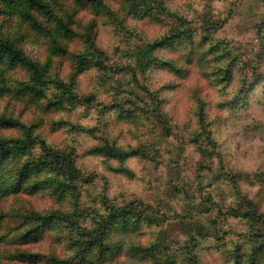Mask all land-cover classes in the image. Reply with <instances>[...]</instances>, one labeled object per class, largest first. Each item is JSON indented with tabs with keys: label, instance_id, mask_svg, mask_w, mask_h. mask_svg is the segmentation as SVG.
Masks as SVG:
<instances>
[{
	"label": "rangeland",
	"instance_id": "374dc122",
	"mask_svg": "<svg viewBox=\"0 0 264 264\" xmlns=\"http://www.w3.org/2000/svg\"><path fill=\"white\" fill-rule=\"evenodd\" d=\"M42 1L46 10L30 12L46 31L24 20L19 5L0 1V37L13 40L41 78L21 64H0V117L18 122L0 125V137L24 139L30 127L52 149L72 154L79 178L62 194L50 185L28 193L11 191L4 174L0 264L77 263L81 239L69 222L36 242L11 239L31 214L66 215L89 229L116 208L128 210L130 231L118 229L110 236L118 248L90 253L86 264H187L190 253L201 264H249L251 248L264 244L251 235L264 233V223L250 216L253 205L264 214V0ZM57 18L69 35L56 31ZM175 28L185 35L151 58L176 70L141 71L139 50ZM105 144L146 155L120 161L91 151ZM40 156L33 144L5 169ZM151 245L158 254L147 259L131 250ZM17 250L39 260L11 259Z\"/></svg>",
	"mask_w": 264,
	"mask_h": 264
},
{
	"label": "trees",
	"instance_id": "16d2710c",
	"mask_svg": "<svg viewBox=\"0 0 264 264\" xmlns=\"http://www.w3.org/2000/svg\"><path fill=\"white\" fill-rule=\"evenodd\" d=\"M0 1L9 6L19 5L20 15L24 20L31 22V26L37 30H47V28L41 25L30 12L31 9L46 10L47 6L42 0H21L22 2L18 0ZM76 1L81 2L83 0ZM95 1L99 3V0H94V2ZM132 3H134L133 0ZM170 15H176L178 20H180L179 17L181 16H178L176 13ZM55 23V28L58 33H62L66 36L71 33L70 28L61 18H57ZM222 24V22H219L217 26H221ZM48 33L50 35L52 46L57 48V50L62 51L63 48L59 44L56 36L51 34V31ZM185 33V30H182V28H175V30H171L169 34L163 35L161 38L152 41L150 44L148 43L147 45H144L143 48L139 50V54L143 58L142 62H140L141 71H146L154 65H162L163 67H167L175 71L176 69L171 64V62L160 61L158 59L153 60L151 58V53L154 49L172 46L174 41L176 39H180L182 35H185ZM0 64H6L8 67H11L15 64H21L41 80L39 76L40 71L36 63L31 61L13 40L0 37ZM29 89L36 91L32 86ZM86 100H89V97H86ZM0 125L15 127L18 125V122L11 118L0 117ZM24 133V139H6L0 137V189L2 186V178L4 174H7V179L11 182L6 187H9L13 192L24 189L28 193H34L42 188L48 187V185L52 186L54 193L59 194L66 192V190L72 186H74V190V182L78 180L79 174L72 154L68 151H58L52 149L45 143L43 139L39 138L38 136H32L30 127L25 128ZM33 144H38L42 150V156L33 160H25L13 170L8 168L5 169L6 164L11 161L14 156L26 153L29 147ZM97 147L92 148L91 151H95L98 154L105 155L109 158H115L120 161L134 155H146L137 148L130 151H121L116 149L111 144H105L103 146H99L98 148ZM45 172H51L50 174L53 176L50 175L47 178L45 177L44 179H41L40 175ZM3 189H5V187ZM250 207V216L252 219H254L253 221L263 224L264 214L257 212L256 209H254V205ZM232 213L234 216L248 215L247 212H243L241 214L234 212ZM127 214L128 210L126 208H116L112 211L109 210L103 216L98 214V217L95 220H90L91 227L89 229L85 227L81 228L78 220H68L69 217L66 215L41 216L38 214H31L27 216V219L30 220H25L26 222H23L22 224L20 223V226L18 227L19 232L13 236L11 241H13V243L16 245L36 242L44 236V232L46 230H50L53 226L61 225V223H65L64 221H66L69 222L70 227L76 231L79 239H81L80 242L75 244L81 248L83 254L80 256L77 263H70L69 261L63 262L65 264H86L87 262L91 261L87 257L88 254L97 253V257H103L104 254L108 253V251H111L112 248H118V245L110 241V236L121 227H124L123 231H130L127 228V226L130 224ZM54 218H60L62 220H55ZM153 221L154 220H144V222L149 224H153ZM198 233L202 235L201 230H198ZM251 235L255 239L264 238V233L260 230L254 231ZM190 241L193 246L197 243L195 237H191ZM154 246L155 245H151V247L138 246L132 248L131 250L136 256L147 259V257L153 256ZM185 247L186 246H184V249ZM251 249L252 251L248 254L249 264H258L260 255L264 254V244H262L259 248ZM157 254L158 252L155 255ZM10 257L13 260L19 259L20 261H28L29 263L39 260L38 255H33L31 253L24 251L22 252L19 250H17L14 254H10ZM48 261L50 264L62 262L61 260L56 259V257H50ZM235 263L240 264L237 260ZM170 264H173V260H170ZM187 264L201 263L199 257L195 253H190L187 257Z\"/></svg>",
	"mask_w": 264,
	"mask_h": 264
}]
</instances>
